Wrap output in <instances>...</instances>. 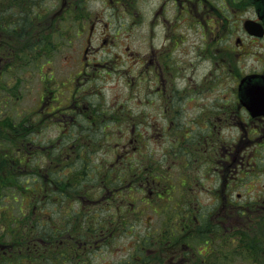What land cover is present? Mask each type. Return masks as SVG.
Here are the masks:
<instances>
[{
  "label": "rangeland",
  "instance_id": "rangeland-1",
  "mask_svg": "<svg viewBox=\"0 0 264 264\" xmlns=\"http://www.w3.org/2000/svg\"><path fill=\"white\" fill-rule=\"evenodd\" d=\"M160 1L168 14L177 13L187 19L171 25L172 41L161 50L158 44L161 39L163 41L166 31L162 19L167 15L153 16L159 0H136V11H142V15L135 17L114 14L102 17L98 23L94 17L87 18L86 28L94 23L88 44L86 32H77V22L81 19L71 17L52 27L48 21L55 9L38 12L40 8L55 5L57 0H0V29H12L16 25L26 31L24 39L19 36L23 43L16 47L12 59L6 63L2 60L0 64V116L7 114L18 122L39 107L44 111L57 109L56 117L52 116L51 120L27 134L25 140L31 139V145L19 150L13 148L18 169L10 168L4 162L7 159L5 151L10 147L4 136L10 135L0 134V175L9 179L14 176L11 182L0 183L2 243H10L13 239L10 229H14L15 224H9L11 218L21 219L30 210L31 198L25 194L26 188L23 189V185H27L26 179L44 168L46 173L42 171L41 178L35 182L49 183V176L56 179L62 174L70 175V171L79 175L80 161L74 156H66L67 143L77 147L84 143L80 139H70L77 133L91 137L87 143V146H93L89 157L91 163L97 164L95 158L99 154L110 155L109 159L118 155V169H122L130 157L134 164L149 165L153 170L147 178L137 182L141 190L129 189L130 182L117 183L105 190L101 202L82 200L81 208L71 195L72 191L61 204L55 203L53 186L47 194L40 193L41 211H34V219L24 227L31 228L32 242L43 249L51 248L49 241L40 236L43 231H48L47 223L61 225L66 221L63 219L65 214L77 211L75 218L80 217V220L87 217L112 221L106 237L83 249L84 264H155L156 257L152 252L156 243L173 235L189 236L191 245L200 251L193 252L197 260L206 257L209 264H254L251 248L246 249L233 230L241 233L238 230L245 229L250 239L262 231L257 218L250 223L243 222L249 201L263 204L264 147L259 146L263 136H259L254 126L246 125L249 119L243 112L232 116L216 108L218 105L230 107L242 75L264 72V37L249 38L242 25L245 19L254 18L251 0H224L221 5L210 0L209 10L214 20L207 19L209 26L202 21L196 24V15L187 13L192 5L185 0ZM80 4L85 10L102 9L99 0H83ZM15 12L17 18L13 15ZM8 14L13 18H4ZM201 25L210 31L207 58L200 54ZM1 33L8 42L11 41L9 31L2 29ZM216 36L221 40L213 42ZM236 37L241 43H235ZM26 39L31 44L28 47ZM89 44L103 45L102 49L97 48L94 61L98 64L88 68L87 76L78 75L83 68L84 47ZM238 44L242 45L244 54L236 61L235 46ZM48 46L50 50H44ZM220 46L223 48L217 50ZM150 47L160 63L158 72L153 69L143 71ZM87 104L92 105L93 116L82 111L81 105ZM94 104L106 110L100 113L107 114L103 118L107 123L99 120ZM121 109L123 112L117 113ZM175 109V120L170 122L167 114ZM205 112L217 113L212 117L216 126L210 132L211 146L201 150L198 144L201 132L187 127L186 122L195 121L203 126L201 113ZM58 117L64 124L57 121ZM102 129L108 132L103 133ZM64 133L72 135L65 137ZM104 134L111 141L113 150L107 147L96 150L109 143L102 140ZM219 144L225 146L220 148ZM225 147L232 156L223 171L224 164L219 158ZM84 151L80 152L81 159L85 158ZM254 158L257 165L253 169ZM73 163L75 167L70 170ZM216 166H221L222 175L229 178L226 191H232V203L225 211L235 208L236 212L231 215L239 223L232 227L214 222L213 212L223 209L222 204L229 201L221 199L214 203V195L221 193L223 179ZM60 167L66 169L60 171ZM82 174L92 175V172L88 170ZM77 186L81 194H98L96 178H79ZM259 188L263 189L256 192ZM251 216L258 214L253 211ZM196 218L200 227L187 232V227L182 224L191 225ZM226 233L231 236L223 238ZM213 234L222 240L210 244L208 254L203 242Z\"/></svg>",
  "mask_w": 264,
  "mask_h": 264
},
{
  "label": "flooded vegetation",
  "instance_id": "flooded-vegetation-1",
  "mask_svg": "<svg viewBox=\"0 0 264 264\" xmlns=\"http://www.w3.org/2000/svg\"><path fill=\"white\" fill-rule=\"evenodd\" d=\"M82 1L83 0H57L55 5H52L51 7L47 6V7L40 8V9H38V12L41 10H45V12L47 13L52 8L55 9L54 12H52L49 15L50 20L48 21V24L51 25L52 27L57 26L61 22L66 21V20L70 19L71 17H76L77 19H81L79 22H77L78 23L77 32H79L81 34H85V32H86L85 41L87 44L90 43V41H91V37L93 34V29H94V23L90 24L89 27L86 28V22L85 21L87 18L94 17L95 22L98 23L102 17H105V16L112 17L114 14H126L130 17H135L136 15H142V11H136V5H137V3H135L136 0H99L102 3V9L95 10V11L85 10L83 8V6H81V4H80ZM174 1L176 2L179 0H174ZM209 1L210 0H185V2H188L192 5V8L187 9V13L192 12L196 15V17H197L196 18L197 19L196 24L197 25H199L202 21L204 25L209 26L207 19L210 18L209 20H214L213 14H210L209 6H211V4ZM215 1L218 2V5H221V2H224V0H215ZM206 4L208 5V8H204V6ZM251 4H252L253 13H254L253 17L257 18V14L255 11L254 4L259 5L260 4L259 0H251ZM196 6L198 7V9H196ZM218 9L220 10L219 7H218ZM213 10H217V9L213 8ZM161 14L167 15V16H165V18L162 19L163 20L162 25L165 27L166 31L163 34V41L161 39L160 43L158 44L159 50L164 48L167 45V42L172 41V36H170L171 25L177 24L178 20H187L185 16H179V15H177V13L168 14L166 12V10H163L162 3L159 0L158 7H157L156 11L154 12L153 16H158ZM13 15H14V18H17L16 12ZM221 15L224 18L222 13H221ZM11 18H13V17L11 16ZM1 20H2V18L0 17V21ZM1 26L2 25L0 24V27ZM69 27H70V24H69ZM19 28H22V27L20 26ZM19 28H17V26L15 25L14 30L16 32H14V30H12V29H6V28L0 29L1 32H2V29L5 31H9V32L12 30V33L10 32V34L12 35L10 42H8V40H6L3 37V34L0 32V49H2L0 51V64L2 62L6 63L7 60H11L13 53L16 51V47L19 46L21 43H23L19 39V36H21V32L18 31ZM201 30H202L201 31L202 48L200 50V54H202L203 58H207L209 55L210 31L206 27H203V25H201ZM213 32L214 31H212V33ZM24 33L26 34V31H24ZM247 36H249V38H255V37L250 36L248 34H247ZM220 40H221V37L217 38V36H216V39H214L213 42H218ZM25 42H26L27 47L31 45L29 42V39H26ZM13 43H15V44H13ZM235 43H241L239 41V37L235 38ZM101 46L103 47V45H101ZM101 46L98 45L97 47H94V46L89 44V46L84 47L85 56L83 58V68L79 72L78 75L87 76L88 75V72H87L88 68L92 67L93 65L98 64L94 60L97 58L98 49H102ZM237 47H239L238 49L235 48L237 55L242 56V54H244L242 45L238 44ZM222 48L223 47L220 46L217 50H220ZM152 53L154 54V49L152 47H150L149 52L145 56L143 71L144 70L149 71V69H153L156 72L159 71V67H160L159 60H158L157 56H154ZM47 60H48V58H47ZM263 74H264V72H263ZM232 101H233V103L230 104V107L228 109L225 108L224 105H218L216 107L217 110L222 111V112H228V114H231L232 116L240 115L242 112L245 115H248V112L243 107L242 102L239 99L237 92H236L235 99H233ZM235 104L237 105V107L235 106ZM56 110L44 111L41 107H39L38 109H35L34 112H30L27 115V117L22 118V119H26L28 121V124H26V122L23 123V121L20 120V122H22V126L20 128H23L26 125V127H25L26 132L24 130H20V131L18 130V127L15 124V121H13V119L11 118L10 115L6 114V115L0 116V134L2 135L3 133H7L8 135H10V137L4 136L5 138H7L9 140V143H10V147L7 148L5 151V157H7V159L4 162H7L8 165L10 166V168L18 169L17 161L14 159L13 148H15L16 150H19V149L23 148L24 146H27L28 144L31 145L32 144L31 139L25 140L27 134L31 133L34 130V127L42 125L43 122H45L47 120H51L52 116L56 117V113H57ZM175 112H177L176 109L174 110V112L167 114L170 122H174L175 116H176ZM90 114L93 116V114L91 112H90ZM59 116H60V114H59ZM201 116L204 117L203 121L205 123L203 126L197 125V123L195 121L186 122V126L190 127L191 129H194V130L201 132V135L198 137V144L201 147V150H203L204 148L211 146L210 138H211L212 134L210 132L211 131L213 132V128L216 126L215 120L212 117L217 116V113L210 114L209 112H205V113H201ZM102 120H104V119H102ZM57 121H59L60 124L63 122L62 118H60V117L57 118ZM64 121H65V119H64ZM260 121H263L262 124L259 123ZM66 123H67V120L65 121V125H66ZM62 124H64V122ZM246 125L247 126H250V125L254 126L255 131H259V130L261 132L264 131V119H262L260 117L250 118L249 123H247ZM261 136H263L262 139H264V134L261 133L260 137ZM218 146L221 148L225 145L219 144ZM27 148H30V147H27ZM230 155H231V152L228 149H226V147H225V150L222 152V154L220 155V158H219V162L221 164H224L223 171H225L228 164H230L228 161V158ZM236 161H241V159L240 160L237 159ZM236 161L234 162V164L236 163ZM1 163H2V161L0 160V164ZM216 167H217L220 175H222L221 166H216ZM234 170H235V166H234ZM42 171L45 173V168ZM222 176H223L222 177L223 179H222V182L220 185L221 193L214 195V203H218L221 199L224 200V202L227 200H229V201H227L228 203L222 204L223 209H217L216 211L213 212V216L215 217L214 222L220 223L223 227L226 224L229 225L230 227H232V225H235V224L237 225L239 223L237 222V220H233V216L231 215L233 212L234 213L236 212L235 208H230L227 212L225 211V208L227 206H230L232 203L230 201V196H231L232 191L231 190H229L228 192L226 191V184H227V180L229 179L228 175H226V177L224 175H222ZM35 208L36 207L34 206V209ZM226 213H228V215ZM245 219H246V217H245ZM249 219H250V217H249ZM186 222H188V221H186ZM248 222H250V221L245 220V222H243V223L246 224ZM182 226L187 227V230H188L187 232L198 230V229H196V226L193 225V223L191 225L190 224H182ZM45 232L46 231H43L42 235H40V236H43L45 234ZM228 236L230 237L231 235L226 233L222 237L225 238ZM190 239L193 240L194 238L190 237ZM220 240H222V239L220 237L215 236V234L205 238L203 243L205 244L204 250L206 251V253L209 254V252H210L209 251L210 247H209V249L207 248L210 244H214L215 242L220 241ZM16 243H17V241H14V242H10L9 246H5L4 244L2 246L5 247L6 252L9 253L11 250H14V247H15L14 245ZM35 244L36 243L31 241L30 248H28L29 254H32L31 250L35 251V249H36ZM2 246H0V248ZM31 246H32V248H31ZM39 246H41V245H39ZM195 251L197 253H200V251L198 249L195 250L194 247L191 245V242L189 241V236L173 235V236L163 237L159 243H156L155 248L153 249L152 253L156 257V263L155 264H209V260L206 257L204 259L202 258L200 260L195 259V253H193ZM2 253H3V251L0 252V256L2 255ZM262 255H264V254H262ZM255 259H257V254L253 255V263L254 264H264V262H258Z\"/></svg>",
  "mask_w": 264,
  "mask_h": 264
},
{
  "label": "trees",
  "instance_id": "trees-1",
  "mask_svg": "<svg viewBox=\"0 0 264 264\" xmlns=\"http://www.w3.org/2000/svg\"><path fill=\"white\" fill-rule=\"evenodd\" d=\"M9 15L10 14L4 16V18H11ZM14 27L15 25L12 27V30H14ZM12 30L10 31L11 33ZM18 31L21 32V36L24 38L25 30L19 28ZM14 32L16 31L14 30ZM44 50L49 51L50 46H48ZM25 59L28 60L27 58ZM94 106L98 108L97 111L99 114V120H102L105 116H107L106 113H100L106 111L103 107H99L98 104H94ZM116 107H112L111 109H114ZM81 108L83 112L87 113L92 110V105L87 104L85 107L81 105ZM120 112H123V110L121 109L117 111V113ZM21 120L23 121V123L26 122V124H28V121L26 119ZM102 122L107 123V121L104 120H102ZM15 124L18 127L19 131L24 130L26 132V125L23 128H20L22 126V122L18 121L15 122ZM102 131L103 133L108 132L105 129H102ZM261 133L264 134V131ZM70 135L72 134H69L67 136V134L64 133L65 137H69ZM104 135L105 136L102 140L109 143L104 146H99L96 150L102 149L104 147L113 150V148L110 146L111 141L106 138V134ZM70 137V139L75 140L74 138H76L84 142L82 145H79V147H77L75 144L66 142V149H68L66 151V156H74V158L77 159L78 162L80 161L81 169L79 170V175L78 172L72 173V171H70V175L62 174L61 177H58L56 179H52V177L49 176V183H44L43 181L35 182L36 180L40 179L43 174L42 171H38L36 175L32 176L30 179H26L27 185L24 184L23 189L26 188L25 194L31 198L30 210L27 212L28 214H25L21 219L11 218L9 224L14 223L15 227L14 229H10V233L13 235V239L12 241H10H17V243L14 245V250H11L9 253L6 252L7 254L5 253V256H0V264H84L83 249L88 248L93 241L99 238L106 237L110 232L109 224H111L112 221L87 217H84L82 220H80V217L75 218V214L77 213V211L67 213L63 218L64 220H66L63 224L54 225L51 221L47 223L49 229L46 232H48V234L45 233L42 237L44 239H47L50 246L52 247H46L43 249L42 246L35 244V251L31 250L32 254H29L28 248H30L31 243V236L29 232L31 231V228L29 227L25 229L24 227L29 226L28 221L34 219V211H41L40 193L47 194L48 191L53 190L54 187L56 189L55 197L57 198V201H55V203L61 204L60 202L62 200H65L66 195L71 194L69 192L72 191L71 195L76 201H78V207L81 208L82 200H87L90 202L99 200V202H101L102 195L105 190L109 187L116 186L117 183L122 184L124 182H130V185L128 187L129 189L135 188L137 190H141L142 187L140 185H137V182L139 180L147 178L149 173L153 170V167L149 165H139V163L134 164L130 157L127 159L126 165L122 169H118L116 165L118 155L113 159H109L110 155L99 154L95 158V162L97 164L91 163L89 162V157L90 152H93V146H87V143L89 142L91 137L80 136L77 133L74 134L73 138L72 136ZM97 141L100 142V140ZM261 142L262 144L259 146L264 147V139ZM70 145L72 146L71 148H69ZM81 150H85L84 159H81L80 157ZM63 156L64 155H62L61 157ZM255 158L252 161L253 169L254 167L256 168L257 165V163H255ZM149 163H152V161L149 160ZM73 167H75L74 163L70 165V170H73ZM65 169L66 167H60L59 170L64 171ZM88 170H91L92 175L85 176L82 174V172ZM0 174H2V167L0 168ZM13 178L9 179L8 177H2L0 175V183L11 182ZM79 178H82V180L96 178L97 184L99 185L98 194L89 196L81 194L80 187L77 186ZM20 182L21 181L19 180L18 183L20 184ZM260 189L263 188L256 189V192ZM22 194H24V192H22ZM261 200L263 201V204L259 202L253 203V201H249L245 220L252 222L253 218L259 219L258 224L262 231H260L259 233H257V235H254V237L250 239V237L246 233L248 231H245V229L238 230L241 233L233 230L234 234L237 233L239 235L240 243L243 244L246 249L251 248L253 255L257 254V259L255 260L258 262H264V255H262L264 254V196L261 198ZM34 206L36 207L35 209ZM253 211H255L258 216H251ZM249 217L251 220L249 219ZM35 218H37V214L35 215ZM198 220L199 219L196 218L192 222L193 224H197L196 229L200 227ZM249 227L250 226H248V228ZM254 243H256L255 246ZM3 244L5 246H9V241L6 243H2V241H0V246H2ZM1 251H6V248L2 246Z\"/></svg>",
  "mask_w": 264,
  "mask_h": 264
},
{
  "label": "water",
  "instance_id": "water-1",
  "mask_svg": "<svg viewBox=\"0 0 264 264\" xmlns=\"http://www.w3.org/2000/svg\"><path fill=\"white\" fill-rule=\"evenodd\" d=\"M260 6L264 8V0H259ZM258 17L264 23V14L260 12L257 7ZM258 25H261L258 23ZM260 27V26H259ZM244 28L252 34L261 35L263 34V28L260 27L259 30L253 26V20H245ZM253 76V75H251ZM258 76V77H256ZM257 78V79H256ZM247 103L246 107L252 115H263L264 116V76L260 74H255V79L253 83L249 82L246 88Z\"/></svg>",
  "mask_w": 264,
  "mask_h": 264
}]
</instances>
